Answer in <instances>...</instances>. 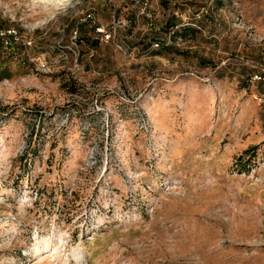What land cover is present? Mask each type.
I'll list each match as a JSON object with an SVG mask.
<instances>
[{"label": "rangeland", "instance_id": "1", "mask_svg": "<svg viewBox=\"0 0 264 264\" xmlns=\"http://www.w3.org/2000/svg\"><path fill=\"white\" fill-rule=\"evenodd\" d=\"M13 30L0 264H264V0H0Z\"/></svg>", "mask_w": 264, "mask_h": 264}, {"label": "trees", "instance_id": "2", "mask_svg": "<svg viewBox=\"0 0 264 264\" xmlns=\"http://www.w3.org/2000/svg\"><path fill=\"white\" fill-rule=\"evenodd\" d=\"M174 18H176L175 16L171 17L168 19L167 21V27L170 28L172 27V29H174L176 26L179 25V20H175ZM75 31L77 34H79V39L80 38H84V33H85V29H87L89 26L92 30H95L96 26L95 25H91V21H89V19L86 20V22L84 23H79L77 25H75ZM182 29H176L174 30L175 36L174 39L177 38V36L180 37H187L188 34L186 33V31L191 32L193 27H186V26H181ZM166 30V29H165ZM171 29H169L170 31ZM7 39H9V43L10 41L15 42V38L12 35H6ZM4 38L3 36H0V41L4 42ZM154 45H157V48H153ZM147 47L151 49L152 54H158V55H166L168 53V50H170L171 48L174 49L173 45H168L167 43V39L163 40L160 33H158L156 31V33L152 32L151 36H150V42L147 43ZM5 75H1L0 74V78H3ZM256 147H252L251 149L246 150L245 153H251V151H253Z\"/></svg>", "mask_w": 264, "mask_h": 264}, {"label": "built area", "instance_id": "3", "mask_svg": "<svg viewBox=\"0 0 264 264\" xmlns=\"http://www.w3.org/2000/svg\"><path fill=\"white\" fill-rule=\"evenodd\" d=\"M9 33H10L9 35H12L14 38H17V34H16L17 32L15 30H13V33L11 31ZM6 35H7L6 32L0 31V36L5 37L4 42L6 44H9V39H7Z\"/></svg>", "mask_w": 264, "mask_h": 264}]
</instances>
